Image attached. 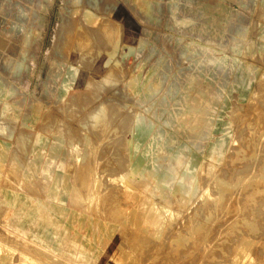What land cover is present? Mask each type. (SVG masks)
Instances as JSON below:
<instances>
[{"label":"bare ground","instance_id":"1","mask_svg":"<svg viewBox=\"0 0 264 264\" xmlns=\"http://www.w3.org/2000/svg\"><path fill=\"white\" fill-rule=\"evenodd\" d=\"M47 1L50 4L53 0ZM68 1L80 3V0ZM261 2L264 4V0ZM28 11L17 7L20 17H27ZM68 14L80 19L85 24L79 23L80 28L86 26L87 30L103 17L89 8L81 13L76 8ZM101 23L92 30L101 31L106 38L100 36L94 46L108 51L100 54L99 61H104L105 66H96L95 70L106 68V71L88 81L79 48L73 50L77 45L75 41L64 64L66 68L59 89L62 96L65 94L68 99L78 94L80 98L90 99L84 91L95 89L91 93L94 98L107 85H114L120 79L135 95L142 96L150 86L147 84L149 78L141 72L127 75L124 70L120 74L122 78L116 77L113 65L120 64L115 57L123 34L117 23L110 20ZM125 23L127 28L123 37L126 42L142 46L143 41L131 26L132 20L127 18ZM20 29L25 28L21 26ZM89 31L92 33L91 29ZM77 32L76 29L73 33ZM70 35L69 30L64 47L70 45ZM260 35L264 37V28ZM30 39V34L25 36L26 45ZM189 57L192 58V54ZM214 61L223 68L227 57L214 58ZM246 67L247 74L237 85L239 98H246V90L256 79L250 102L255 103L259 96L263 100L264 71L256 77L255 68ZM181 85L167 86L168 98L174 99ZM4 93L7 92L1 95ZM227 94L224 90H216L213 98L196 96L189 99L188 91L181 93L158 127L136 107H127L124 114L114 101H100L96 109L90 110L88 120L82 122L91 130L80 132L82 135L57 117L52 123L47 122L48 118L41 117L43 110L33 98L27 120L40 124L31 146L33 157L23 168L17 153L11 156L6 172L10 144L0 139V264H142L150 260L162 264H264V125H261L264 103L256 120L245 123L249 137L244 133L237 137L231 122L220 125L222 109L230 104ZM115 127L122 129L117 132L125 133L121 139L110 135ZM257 128L261 130L256 132ZM215 130L222 132L208 148L209 160L196 164L193 150L204 149ZM0 132L7 136L12 134L4 125L1 114ZM127 133H131L132 138L126 137ZM256 134L260 137L255 138ZM241 139L243 144L236 147ZM103 144H107L108 152ZM102 152L110 154L105 165L107 169L101 168ZM85 164L89 166L87 170L81 168ZM40 174L49 182L44 193ZM73 175L79 176L78 181L71 180ZM83 176L86 181L82 183L80 178ZM3 181L10 186L3 187ZM13 186L27 189L28 194ZM112 188H117L123 200L116 205L114 215L133 230L150 233L147 237L135 235L129 238L139 241L147 238L148 243L120 244L122 229L119 230L118 222L98 217L104 215V200L107 199L104 196ZM32 190L37 194H32ZM111 194H108L110 198ZM179 221L186 222L187 226L176 228ZM117 230L119 232L115 233ZM172 232L176 234L171 235ZM154 240L159 243H151ZM154 249L157 252L151 253Z\"/></svg>","mask_w":264,"mask_h":264},{"label":"rangeland","instance_id":"2","mask_svg":"<svg viewBox=\"0 0 264 264\" xmlns=\"http://www.w3.org/2000/svg\"><path fill=\"white\" fill-rule=\"evenodd\" d=\"M68 2L67 0H53L48 4L47 0H0V90L2 89L0 91V114L3 116V122L8 132L12 133L7 136L0 132V139H4L10 144L5 170L10 168L9 160L14 154L20 155L22 168L33 157L31 146L37 135L38 124H40L27 120L33 98L41 106L43 110L41 117L46 116L47 122L52 123L57 117L63 120L65 126H69L82 135L80 132L89 133L91 131L82 122L88 120V114L93 109L108 100L117 103L124 114L127 113V107H136L135 109L144 113L148 120L154 121L158 127L168 115L173 103L175 104L179 99L181 93L188 91L189 99L192 97L194 99L196 96L201 99H209L214 97V91L224 90L229 94L227 96L230 97V104L222 109L220 125L223 126L225 123L231 122L237 137L240 135L242 137V133L245 137H249L250 131L245 123L256 120V115L260 113V109H263L264 99L261 100L262 98L259 96L258 101L250 102L252 92L256 88V79L252 81L251 87L246 90L244 100L239 98L237 85L241 83L242 76L247 74V65L255 68L256 77L264 71V37L260 35L262 28H264V4L261 0H244L243 4L228 3L223 0H80L79 4L73 3V1ZM18 6L29 10L27 17L17 15ZM76 8H79L80 13L85 8L98 11L103 15L98 23L102 22L101 24H103L105 20L117 23L116 25L119 26L123 36L127 28L125 20L127 18L132 20L131 26L139 36V40L143 41L142 46L139 43L129 44L122 36V42L115 57L120 60L121 65H113V67L116 77L118 75L119 78H122L120 74L123 70L125 71L124 74L131 76L136 72H141L144 77L146 75L149 78L147 84L150 86L144 90L146 92L142 96L139 94L136 96L134 91L127 87L125 81L121 79L114 85H107L94 98H91V93L95 89L90 92L88 89L84 91V93L89 94L90 99L80 98L78 94L68 99H66L65 94L62 96L63 93L60 90L62 76L66 68L64 64L68 60L69 51L75 41H77V45L73 50L76 51L79 48L82 67L87 72L88 81L94 80L97 74L106 71V68L97 71L95 67L102 68L105 66L104 61H99L100 54L108 50L94 46L97 41H100V36L106 37L101 31L100 33L95 31L99 34L97 35L92 30L98 28V23L92 27L88 26L92 33H89L90 31L86 29V26L81 29L79 23L82 22L80 19L68 14ZM21 26L25 29L21 30ZM76 29L79 32L73 33ZM69 30L71 31L70 45L64 47L66 36L69 37ZM36 31L38 32L34 33ZM28 34H30L31 39L30 43L26 45L24 41ZM248 42L251 43L250 47ZM79 45L81 47H78ZM108 46L110 45L108 44ZM30 51L31 53H29ZM191 54L193 59L189 57ZM222 56L227 57L226 66L223 68L214 61V58ZM9 59L12 61H8ZM63 60L65 61L63 62ZM176 78L177 80H175ZM21 82L22 84H20ZM175 83L182 84L180 92L174 99H170L166 90L168 87L174 86ZM4 91L7 93L1 95ZM148 95L149 97H147ZM261 125H264V113ZM120 129L119 127L111 129L110 135L121 139V135H125V133L117 132ZM260 130L261 128L255 129L256 132ZM221 132V130H215L204 149L193 150V162L197 164L198 161L209 160L208 148L220 136ZM113 134L115 135L113 136ZM127 136L132 138L131 133H127ZM254 137L259 138L260 134H256ZM242 144L241 139L236 147ZM228 146H231V142H228ZM103 147H106V152H108L107 144H103ZM14 148L18 149L14 150ZM101 156V168L107 169L105 165L110 154L102 152ZM85 165L81 167L83 170H87L89 167L88 164ZM39 176L42 193H44L49 182L43 174ZM78 177V175H73L70 178L76 182ZM85 177L80 178L82 183L86 181ZM14 178L17 179L18 177L15 175ZM2 185L3 187L10 186L6 181H3ZM13 187L16 190L20 189L25 195L28 194L27 189L18 186ZM31 193L37 194L35 190H32ZM109 193H113L111 195L116 200L110 198ZM104 197L107 198L104 200L105 207L102 212L104 215L99 214L98 217H102L104 220L109 218L118 222L117 226L119 230H122L120 232L117 230L115 233L119 232L121 235V239L118 240L120 244L128 245L138 242L137 239L129 238L135 235L143 237L150 235L148 232L133 230L131 226L123 223L114 215L117 209L116 205L118 206L119 203L123 202L117 188L115 190L112 188V191L106 192ZM107 204L109 205L107 206ZM180 222L175 225L176 228L187 226L186 222H181V224ZM127 231H130L129 234ZM172 234L175 235L176 232H172ZM122 237H128V239L123 240ZM149 241L145 238L139 242L146 244ZM152 242L155 244L156 241ZM158 243L159 241L156 242V244ZM156 252L155 249L151 251V253ZM142 264L162 263L150 260L147 263L142 262Z\"/></svg>","mask_w":264,"mask_h":264},{"label":"crops","instance_id":"3","mask_svg":"<svg viewBox=\"0 0 264 264\" xmlns=\"http://www.w3.org/2000/svg\"><path fill=\"white\" fill-rule=\"evenodd\" d=\"M223 1L228 2V3H238V4L244 3V0H223Z\"/></svg>","mask_w":264,"mask_h":264}]
</instances>
